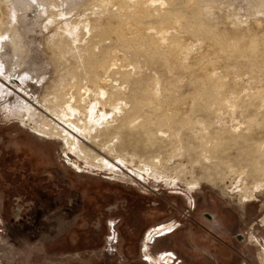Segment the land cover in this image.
<instances>
[{"label":"rangeland","instance_id":"rangeland-1","mask_svg":"<svg viewBox=\"0 0 264 264\" xmlns=\"http://www.w3.org/2000/svg\"><path fill=\"white\" fill-rule=\"evenodd\" d=\"M13 1L15 8H19L15 29L23 46L19 51L23 53L15 54L8 38L0 40V264H264V188L259 186L256 190L253 182L245 193L240 191L244 181L259 177L255 164L259 153H255L264 141V108L258 113L249 101L239 103L250 111L245 113L246 120L254 122L243 124L245 131L251 128L247 139L238 138L228 144L227 155L230 160L233 158L231 162H236L231 164L236 169L249 167L247 177L228 172L223 161L229 159L225 152L218 153L222 160L199 159L197 142L190 138L191 131L186 127L182 128V138L187 147L192 143L190 152L171 159L164 178L149 174L141 157L156 150L168 156L171 146L166 139L162 142L158 138V142L145 147L147 138L142 130L125 128L121 130L123 151L109 152L100 144L106 135L94 142L53 115V102L48 98L60 88L61 82L70 80L75 62L69 64L60 57L49 23L51 9L46 11L42 7L50 6L47 0ZM58 1L65 18L93 13V3H88L91 0ZM179 2L176 5L181 6L175 7L184 12L186 19L189 17L188 23H193L194 8L190 7V11L185 0ZM200 2L210 3L225 16L229 14L243 21L260 14L259 9L264 8V0ZM188 32L195 35L191 29ZM15 39L18 40L16 35ZM182 44H177L173 52L183 51ZM108 47L104 46L103 55ZM221 53L224 59L225 53ZM224 62L227 64V60ZM167 69L155 60L152 66L133 76L136 111L141 115L150 112L144 103L148 96L149 100L155 99L154 94L147 92L154 88L158 73L162 85L173 84L184 96L202 90L196 93L193 116L217 119L213 120L217 126L219 116L214 111L211 114L212 110L205 106L207 102L198 96L210 94V89L204 90L199 81L202 72L196 70L190 75L193 72L182 67L173 72ZM234 69L228 67L231 72L225 80L228 89L236 88L232 79ZM181 118V115L177 118L178 126ZM45 121L68 130L111 165L89 162L67 149L61 138L41 133L38 129L42 130L40 125ZM249 154L252 157L248 158ZM181 164L185 165L183 173L176 169ZM249 191L254 194L252 197ZM166 228L173 231L165 232ZM158 230L161 235H157Z\"/></svg>","mask_w":264,"mask_h":264},{"label":"bare ground","instance_id":"bare-ground-1","mask_svg":"<svg viewBox=\"0 0 264 264\" xmlns=\"http://www.w3.org/2000/svg\"><path fill=\"white\" fill-rule=\"evenodd\" d=\"M33 1L38 3V0ZM47 1L50 6L42 7L46 11L51 9L49 23L52 26L53 38L60 57L69 64L73 60L75 62L70 80L65 84L61 82L60 88L56 89L55 94L48 100L53 102L51 109L53 115L71 125L74 131L89 137L94 142L100 140L99 137L106 135L107 138L101 139L100 144L107 151L117 153H121L124 148L121 130L125 128H129L130 131L142 130L147 138V142L144 143L145 147L152 146L156 140L158 142V138L162 142L165 141L163 139H166V143L171 146L168 156H164L162 150H156L153 154L141 157V161L148 166L149 174L160 177L166 175L164 171L171 159L188 154L190 147H193L192 143L190 147L185 145L186 142L182 138L183 127L191 131L190 138L193 137L197 142L198 158L209 161L222 160L218 153L225 152L227 155V150L230 149L228 144L231 140L247 139L246 134H249L251 128L247 127L248 131H245L243 124L254 122V120H246L245 113L249 110L246 111L239 103L249 101L253 107H256L257 112L264 108V17L261 16L264 15V8L261 10L258 8L260 14L243 21L229 14L225 16L220 9L211 7L210 3H201L200 0H185V4L189 8H194L192 9L194 22L190 24L187 22L189 17L186 19L184 12H180V9L176 8L181 6L176 5V3L180 4L179 0H91L88 3H93L92 15L72 17L68 14L67 18L63 16L65 9L62 12L58 0ZM14 3L16 2L13 0H0V40L4 37L8 38L16 54V51L23 50V46L20 37L17 36L18 31L15 29L17 22H15V16L19 8L16 7L18 8L16 9ZM184 5L182 4V7ZM191 8L190 11H192ZM90 10L92 11V9ZM188 16H191L190 13ZM189 29L195 32L194 36L189 34ZM15 35L18 40L15 39ZM180 42L184 43V46L182 44L184 50L173 52ZM105 45H110V47L103 55L102 50ZM221 52L225 53L224 59ZM155 60L161 62L170 72H173L176 67L192 71L193 73L190 75L194 74L196 70L202 72L199 81H201L204 90L210 89V94L208 93L209 95L206 97L200 93L198 96L207 102L205 106L212 110L211 114L215 112L219 116L217 126H214L217 119H213V122L211 117L193 116V104L198 98L196 93L202 92V90L184 96L177 90L179 88L176 89V86H172L173 84L169 83L168 87L162 85L161 76L158 73L154 88H149L147 92L154 94V101L149 100L148 95L146 101L144 98L145 103L142 101L150 112L141 115L136 111L133 99L135 90L131 87V83L134 82L133 76L136 73L140 74L145 67L152 66ZM225 60H227V64H225ZM228 67L235 68L232 79L236 88L233 89H228L225 83L231 73ZM15 80L18 81L17 78ZM143 95L145 94L143 93ZM190 97L191 99H188ZM171 100H174V103L170 102ZM237 105L241 107H239V112L236 109ZM117 108L120 110L116 111ZM226 112H230V115ZM179 115L183 118L181 126L177 125ZM41 124L42 130L38 129L41 133L61 138L65 147L79 157H83L89 162H98L97 164L105 166L111 165L108 160L95 154L91 147L84 145L58 124L52 121H45ZM143 137L141 136V139ZM192 140L191 142L194 143ZM252 147L253 150L254 147ZM257 148L258 151L255 154L259 153V155L255 164L258 167L259 177L257 180L250 178V181H244L243 187L239 188L240 191L244 192L250 189V183L253 182L257 185H255L256 187L252 186L256 190L259 186L264 188L263 140ZM251 151L250 153H253ZM137 153L135 155L138 156ZM220 156H222L221 153ZM250 157L252 156L249 154L248 158ZM234 159L236 160V158ZM231 160L230 158L223 160L227 164L226 167L229 168L227 171H234L237 174L239 172V175L247 177L249 167L239 166L240 168L236 169L237 167L232 165L236 162L233 163L234 161L231 162ZM240 161H242L241 157ZM176 169L183 173L185 165L181 164ZM188 183L191 187L193 186L192 182ZM253 195L251 193L249 196Z\"/></svg>","mask_w":264,"mask_h":264},{"label":"snow or ice","instance_id":"snow-or-ice-1","mask_svg":"<svg viewBox=\"0 0 264 264\" xmlns=\"http://www.w3.org/2000/svg\"><path fill=\"white\" fill-rule=\"evenodd\" d=\"M101 95H103V94L101 93ZM119 110H120L119 108L116 109V111H119ZM164 231H165V232H171V231H173V229H172V228H166V229H164ZM161 234H162V233H160L159 230H158V231H157V235H161ZM146 243H148L147 240H146ZM168 255L171 256V253H168ZM144 259H145L146 261L149 259V257H148L147 254L144 256Z\"/></svg>","mask_w":264,"mask_h":264}]
</instances>
